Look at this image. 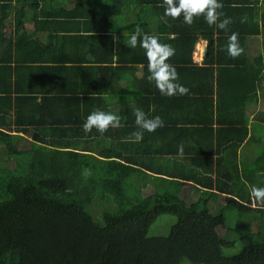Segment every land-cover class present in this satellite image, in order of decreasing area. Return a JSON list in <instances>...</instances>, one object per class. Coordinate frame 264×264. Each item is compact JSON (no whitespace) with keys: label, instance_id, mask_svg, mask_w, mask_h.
<instances>
[{"label":"trees","instance_id":"trees-1","mask_svg":"<svg viewBox=\"0 0 264 264\" xmlns=\"http://www.w3.org/2000/svg\"><path fill=\"white\" fill-rule=\"evenodd\" d=\"M12 1L0 0V7ZM16 1L26 13L32 2L35 11L41 8L34 21L37 45L40 56L47 52L49 58L30 69L21 68V58L0 64L11 88L0 97L6 108L0 116V264H264V202L252 194L253 188H264V149L254 167H244V178L241 161L235 159L236 166L228 159L258 140L252 135L255 127H264V110L258 108L264 94L262 0H220L217 23L230 18L226 29L210 26L203 16L194 17L191 25L184 23L183 14L167 16L165 0H83L50 10L46 5L57 0ZM123 13L132 15V23L122 21ZM98 14L118 18L120 27L136 24L137 46L126 45L131 34H97ZM233 33L243 50L235 57L227 51ZM144 35L175 49L167 63L175 66L187 94L162 95L149 80V62L140 46ZM252 37H263L259 56L249 54ZM64 40L72 47L68 61L75 67L53 61L59 60L55 52ZM200 40L206 42L201 65L192 59ZM80 42L92 44L90 61V55L81 59L72 52ZM101 67L130 81L119 100L127 106L119 128L86 133L83 124L93 112L92 99L76 85ZM23 69L44 77L38 82L29 75L24 81L35 82L28 88L21 82L27 75ZM64 69L74 73L64 76ZM136 70L143 77L129 76ZM56 73L60 82L43 88ZM62 79L70 80L69 88ZM130 95L137 106L126 102ZM38 108L45 115L37 116ZM133 108L149 118L165 114L164 126L143 131L135 115L123 123ZM141 131L143 138L136 141L133 134ZM161 135L162 146L153 148L164 155L160 159L130 149L136 145L139 151L145 140ZM179 157L185 163L179 165ZM86 168L88 176L83 175ZM146 185L154 188L152 194L142 195ZM163 215L177 221L166 235L148 236ZM238 240L242 249L225 255L223 249Z\"/></svg>","mask_w":264,"mask_h":264},{"label":"crops","instance_id":"crops-1","mask_svg":"<svg viewBox=\"0 0 264 264\" xmlns=\"http://www.w3.org/2000/svg\"><path fill=\"white\" fill-rule=\"evenodd\" d=\"M2 5L4 6L5 2L2 1ZM36 6L35 2H32L27 6V10L29 13H27V17H25L22 13V9L18 2L16 0H13L12 2L8 3L6 7H0V64H6L9 61H12V64H15L17 59H25V63H21V68L23 66H26L30 68H35L39 66H43V61H41L42 58L48 59L49 53L45 52L43 57L42 55V49H40L37 45V40L40 38V34L38 33L36 23L34 21H37L36 17H40V9L35 11L34 7ZM42 5L39 4V7ZM63 8H70L63 0H57V2L47 4L46 9H54L58 7ZM16 7V8H15ZM264 7V1L262 0L260 2V8L262 9ZM96 9V8H93ZM13 10L16 11L15 15L13 17H10L8 14V11ZM139 12V7L136 9V13ZM101 14H98V21L94 25L95 28H98L97 34L99 35H107V34H113L115 36L119 35L121 32L122 34H132L134 31H136L137 25L136 24H130L127 27L121 26L118 24L119 20L118 18H112V17H101ZM16 19V22L14 21ZM129 22V21H128ZM132 23V22H129ZM41 32V31H39ZM82 35H79V38H81ZM78 38V39H79ZM255 38V37H253ZM44 40V37H42V41ZM251 39L248 41V51L250 50V43H252ZM76 45V46H75ZM72 50V52L79 53V57L81 59H85L86 56H91L89 58V61L92 58V55L90 51H92L91 46L92 44H87L84 42L76 43ZM71 46L68 45V40H64V42H61L60 49L55 52V57H59L58 61L53 60L54 62H65L64 64L66 66H72L73 63H70L71 61H68L71 56ZM52 53V52H51ZM260 54V53H259ZM259 54L257 56H259ZM88 61V62H89ZM87 64V63H86ZM94 66H99L96 64H93ZM49 66L51 63H49ZM58 66V65H55ZM78 66V65H77ZM104 66V65H101ZM140 65H138L139 67ZM141 67V66H140ZM29 69H23L27 75L21 79V82L24 86L31 88V84H33L35 81L33 79L24 81V79L28 78V76L34 75L36 77L37 81H41V79L44 77L43 73L40 74H34ZM3 74H0V97H6L8 94V91L11 89L8 87L9 80L4 76V73L6 72L4 69L1 70ZM74 73L73 69H64L61 71V74L64 76H71ZM142 70H136L134 74H129L130 77H143ZM60 82L59 80V74H54V76L49 80L45 81L43 84V88H52L54 85L58 84ZM65 89L69 88L71 85L70 80H64L62 81ZM130 81L126 77H122L119 73V76H112L111 72H105L104 69L97 70L95 73L90 72L87 79L83 82H80L76 85V90L80 93L85 94L88 98L92 99V107L93 111L99 110V107H106V112H111L113 114L121 116L120 113L126 109L127 104L119 101L124 95H127L125 92H123V89L130 88ZM15 90L14 88H12ZM114 91L116 92L114 94ZM14 93V92H13ZM12 93V94H13ZM12 94L10 95L12 97ZM264 95V94H263ZM37 98H41L39 94L36 95ZM134 96L130 95L128 96L126 102H129L130 105L137 106L135 103V100L133 99ZM261 102V94L259 97V104ZM40 109V108H38ZM6 108L4 105L0 104V116L3 112H5ZM133 111H135V108H133ZM44 114L45 110L40 109V112L36 115L39 116ZM15 116V112H11L10 114V120H13ZM134 113L131 116H125L122 118L123 123L127 122L128 119L133 118ZM165 118V114L163 116V121ZM122 126V125H121ZM141 141V140H139ZM123 142V140H122ZM189 143L192 145V141L189 140ZM163 144V135L149 138L145 140V143L141 144V147L138 148L136 145H132L130 149H135L136 152L139 155H147V156H154V158L159 157L158 159L162 158L164 155L158 154L156 151L153 150V148L157 147L160 148ZM193 148L199 149L198 146L192 145ZM130 149L128 150V153L130 152ZM185 163L184 160L179 157L178 164L181 165Z\"/></svg>","mask_w":264,"mask_h":264},{"label":"clouds","instance_id":"clouds-1","mask_svg":"<svg viewBox=\"0 0 264 264\" xmlns=\"http://www.w3.org/2000/svg\"><path fill=\"white\" fill-rule=\"evenodd\" d=\"M165 2V15L177 18L183 14L184 23L189 25L193 23L194 17L199 16H203L210 26L216 25L219 29H226L231 23V19L227 17L217 23L221 15L217 12V9L223 7L220 0H165ZM139 33L140 28L137 27L135 33L131 34L126 41L128 47L135 48L137 46ZM202 42L205 41L200 40L198 43ZM140 46L145 50V55L149 62V80L155 82L156 88L162 95L171 97L174 95H185L189 92L187 87L178 82V73L175 66L167 63L168 59L174 55L175 49L170 45L160 43L158 38L153 35H144L140 41ZM227 51L233 57L243 51L242 49L238 50L237 34L233 33L230 37ZM134 115L136 125L143 131L154 132L157 128L164 126V121L161 117L155 116L149 118L142 109H135ZM120 126L121 119L118 115L102 110H95L86 117L83 129L86 133L91 132L93 128L100 133H104L110 127L119 128ZM133 137L136 141H139L143 138V132H136L133 134ZM90 174V169L86 168L83 170V175L88 176ZM252 194L258 201L264 202V188H253ZM198 195L199 197H203L201 193H198Z\"/></svg>","mask_w":264,"mask_h":264},{"label":"rangeland","instance_id":"rangeland-1","mask_svg":"<svg viewBox=\"0 0 264 264\" xmlns=\"http://www.w3.org/2000/svg\"><path fill=\"white\" fill-rule=\"evenodd\" d=\"M69 7H73L76 3L81 2L83 0H63ZM16 8V7H15ZM16 11L10 10L8 11V14L10 17H13L15 15ZM22 13L25 17H27V13L26 10H22ZM119 13V12H118ZM105 15L102 14L101 17H104ZM120 18L122 19V21H130L132 19V15L130 14H121ZM14 21L16 22V19H14ZM251 41H253L252 43H250V50H249V54L251 56H257L259 53V55H261L263 53V37H255V38H250ZM251 102H253V98H250ZM258 108H260V110H264V95H261V102L258 106ZM251 116V115H250ZM256 131H252V135L258 139V140H254L253 143H249L247 145H244L241 147V149H237L236 151V155L231 156L229 154L228 159H230V161L232 163H234L233 161L235 159L240 160V165L244 168H249V167H254V165L256 164V159H259V155L262 152V150L264 149V127H255ZM3 153H4V148L0 147V160L3 159ZM5 160V159H4ZM255 162V163H254ZM235 164V163H234ZM236 165V164H235ZM4 166V163H0V168ZM237 166V165H236ZM247 169L244 168V170L242 171V176L241 178H244L243 172H245ZM259 170V169H258ZM255 172V171H254ZM256 173V172H255ZM259 174L256 175V178L259 179ZM1 177V176H0ZM131 178L128 180V183L132 182L133 180H131ZM146 182V181H144ZM163 185V184H162ZM161 186V184H160ZM152 186L146 185L141 191H142V195L145 194H152L153 192ZM196 198V197H195ZM177 221V218L175 216L172 215H163L160 216L150 227L149 232H148V236L150 237H158V236H164L168 233V231L170 230L171 226ZM241 221H245V218L242 216ZM243 245L242 243L238 240V242L236 243V245L234 247L231 248H224L223 249V253L227 256L233 255L238 253L241 249H242ZM183 264H192L191 262H189L188 260H184Z\"/></svg>","mask_w":264,"mask_h":264},{"label":"built area","instance_id":"built-area-1","mask_svg":"<svg viewBox=\"0 0 264 264\" xmlns=\"http://www.w3.org/2000/svg\"><path fill=\"white\" fill-rule=\"evenodd\" d=\"M206 43H198L195 46V50L193 52V61L196 64H202L204 55H205Z\"/></svg>","mask_w":264,"mask_h":264}]
</instances>
